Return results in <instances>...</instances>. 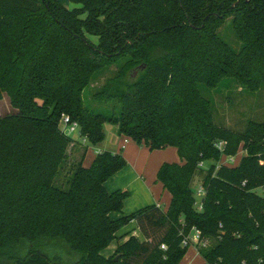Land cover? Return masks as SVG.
<instances>
[{"label": "trees", "instance_id": "1", "mask_svg": "<svg viewBox=\"0 0 264 264\" xmlns=\"http://www.w3.org/2000/svg\"><path fill=\"white\" fill-rule=\"evenodd\" d=\"M71 2L78 7L0 0V100L17 111L0 118V264H181L193 230L212 243L197 245L205 264H264V122L241 133L219 126L204 95L225 81L249 94L264 87V0ZM229 19L240 51L221 37ZM113 67L93 94L113 111L94 112L83 93ZM64 116L93 146L111 123L150 151L175 148L182 164L157 173L168 208L114 219L129 191L105 183L127 160L109 151L86 167L84 148L68 187H58L77 144L60 128ZM241 148L239 165H220ZM131 221L144 240L128 233L116 256H103Z\"/></svg>", "mask_w": 264, "mask_h": 264}, {"label": "rangeland", "instance_id": "2", "mask_svg": "<svg viewBox=\"0 0 264 264\" xmlns=\"http://www.w3.org/2000/svg\"><path fill=\"white\" fill-rule=\"evenodd\" d=\"M65 8L74 9L77 8V5H74L71 0H58ZM230 19L226 22L225 26L220 30L221 37L230 44L235 50L240 51L242 44L239 43L234 35L231 33L230 27ZM114 71H116V67H113L106 74L101 75L97 80H94L92 85L88 87L83 93V99L85 106L94 110V112L110 114L113 111V107L109 104H100L93 100V94L101 87L102 84L106 82V79L113 75ZM224 86L217 91H205L204 95L207 99H209L213 103L214 108V120L215 123L219 126H223L234 130L235 132H244L248 127L250 122H264V87L257 94H249L245 90H243L240 86H237L235 82L225 81ZM17 111L11 106L10 99L7 95L4 96L2 100H0V118L5 117L7 115L15 114ZM105 140L99 144L98 146H93L88 142H84L78 132L70 133L69 136L72 137L77 144L71 145L69 148L70 157L72 160L68 162L67 167L61 172L59 178L56 181V185L61 188H67V179L69 178V173L71 170V164L76 163L80 160V156L83 153L84 148L88 149L87 155L85 157V165L91 166L95 157L92 161L90 159L94 154H97V151L100 147H115L118 145L119 135L117 133V127L111 123H107L105 125ZM129 142L128 147L134 146L133 142ZM246 151L241 148V151L238 153V161H236V166L239 165L241 159L244 155H246ZM99 154V153H98ZM225 158V157H223ZM223 162L224 159L222 160ZM203 167H205L203 165ZM204 174L199 172L195 181L193 182V188L198 191L199 186L203 180ZM259 193H262V190H257ZM136 194V193H135ZM204 195L197 194V200L200 201V205H202ZM129 208V206H128ZM164 208V207H163ZM197 208H199L197 206ZM202 209V208H201ZM127 210V206H126ZM138 210V209H136ZM135 210V211H136ZM133 212V211H132ZM129 212L128 214L132 213ZM196 230H193L190 234L191 242L185 246H189L187 254L182 260L181 264H205V260L200 253V248L197 246L198 244L194 243L192 239L194 238ZM118 236V235H117ZM142 239V236H141ZM120 241V243H119ZM115 242H118L117 248L120 244H122L120 238H117ZM113 243V242H112ZM212 244V243H211ZM210 242L208 245H211ZM111 245V244H110ZM109 245V246H110ZM116 246V245H115ZM108 248V247H107ZM106 248V249H107ZM116 249L112 248L113 253L110 255L107 252L103 251L102 254L106 258H112L116 256ZM115 250V251H114Z\"/></svg>", "mask_w": 264, "mask_h": 264}, {"label": "crops", "instance_id": "3", "mask_svg": "<svg viewBox=\"0 0 264 264\" xmlns=\"http://www.w3.org/2000/svg\"><path fill=\"white\" fill-rule=\"evenodd\" d=\"M128 141L133 142L123 136H119L117 146L100 147L97 151V154L103 151L122 154L127 160V167L120 170L105 183V187L109 192H114L118 189L129 191V197L124 201L123 212L111 214L114 219H118L122 214H128L129 212H134L136 209H141L150 205L161 206L166 210L172 196L170 192L164 188V185L157 180V173L160 167L165 163L182 164L175 148L169 147L164 150L150 151L147 147L139 146L135 142H133L134 146L128 147ZM97 154H94L90 161H92ZM223 159L226 161L227 157ZM221 163L225 162L221 161ZM85 166L88 167V165ZM128 233L136 236L141 241L144 240V236L139 230L136 221H131L125 228L120 230L117 233V237L120 238L123 243L129 238L130 235H126ZM117 245L118 242L116 243L113 241L105 250L107 254L109 253L108 255H110V253H113L112 248L116 249Z\"/></svg>", "mask_w": 264, "mask_h": 264}, {"label": "built area", "instance_id": "4", "mask_svg": "<svg viewBox=\"0 0 264 264\" xmlns=\"http://www.w3.org/2000/svg\"><path fill=\"white\" fill-rule=\"evenodd\" d=\"M60 128L68 136H69L70 133H74V132H78L79 133V125L77 123H75V122L73 123L68 116H64L62 118L61 124H60ZM85 141L86 140H84V142ZM221 146H222V144H220V148H222ZM237 157H238V155L237 156H233V157H227L226 162L225 163H221L220 162V165H226V166H231V167L232 166H236V161H238ZM201 167H203V164H201ZM261 190L264 193V189L261 188ZM204 193L205 192H204L203 188L201 186H199L197 194L198 195H204ZM200 203H201L200 201H196L195 202V205L198 206L199 209L202 208V205H200ZM195 232H196V234H195L194 238L192 239V241L194 243H196V244H202L204 247L207 246L208 245L207 242H203V243L201 242V240H200V232L198 230H196ZM190 242H191V238L188 237V238H186L184 240L183 244L187 245V244H190ZM162 247L165 248V245H163Z\"/></svg>", "mask_w": 264, "mask_h": 264}, {"label": "water", "instance_id": "5", "mask_svg": "<svg viewBox=\"0 0 264 264\" xmlns=\"http://www.w3.org/2000/svg\"><path fill=\"white\" fill-rule=\"evenodd\" d=\"M116 259H118V258H116Z\"/></svg>", "mask_w": 264, "mask_h": 264}]
</instances>
